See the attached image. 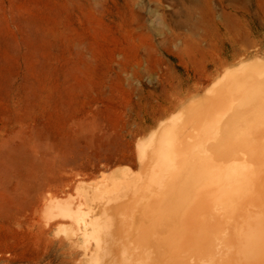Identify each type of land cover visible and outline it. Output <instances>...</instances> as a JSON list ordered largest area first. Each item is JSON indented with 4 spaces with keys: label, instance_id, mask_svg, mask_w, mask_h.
<instances>
[{
    "label": "rangeland",
    "instance_id": "374dc122",
    "mask_svg": "<svg viewBox=\"0 0 264 264\" xmlns=\"http://www.w3.org/2000/svg\"><path fill=\"white\" fill-rule=\"evenodd\" d=\"M246 5L0 0V264H99L96 240L79 227L83 213L99 219L100 200L144 190L151 168L153 189L171 190V164L154 167L153 154L167 150L171 161L168 135L196 141L194 114L217 108L220 94L238 101L264 67V0ZM230 159L222 153L221 163ZM261 198L230 213L233 221L222 217L228 231L257 218ZM223 215L208 208L205 223H192L203 233ZM232 235L242 257L248 238Z\"/></svg>",
    "mask_w": 264,
    "mask_h": 264
},
{
    "label": "bare ground",
    "instance_id": "6f19581e",
    "mask_svg": "<svg viewBox=\"0 0 264 264\" xmlns=\"http://www.w3.org/2000/svg\"><path fill=\"white\" fill-rule=\"evenodd\" d=\"M246 1L249 9L251 5ZM258 67L255 81L243 88L238 101L220 94L217 108L206 105L194 114L198 125H194L191 136L196 141L190 142L189 136L179 140L169 134L171 161L167 150L162 156L153 154L154 167L171 164V190L167 186L160 193L153 189L152 179L157 173L151 168L144 190L139 186L127 191L113 204L106 198L100 200L103 207L99 219L89 221L85 219L87 212L83 213L79 227L85 237L96 240L99 264H104L105 258L106 264H240V260L264 264V208L257 218L246 221L236 231L237 227L228 231L232 224L222 218L233 221L230 213L257 204L259 196L264 197V174L244 173L245 167L253 173L261 167L264 171V67ZM226 109L230 112L223 117ZM186 122L191 124L192 120ZM207 138L206 148L198 150L196 143ZM248 143L259 150L252 152ZM226 146L229 150L223 151ZM226 151H230L231 162L221 163ZM142 154L145 158L146 152ZM258 177H262L260 181ZM163 187L160 183V189ZM216 206L224 215L210 217L207 229L201 233L192 217L205 223L201 213ZM232 234L238 240L248 238L244 239L248 247L242 257L232 253Z\"/></svg>",
    "mask_w": 264,
    "mask_h": 264
}]
</instances>
